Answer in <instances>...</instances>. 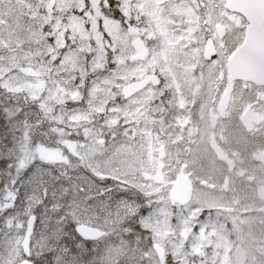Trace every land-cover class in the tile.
Returning a JSON list of instances; mask_svg holds the SVG:
<instances>
[{"label":"snow or ice","instance_id":"snow-or-ice-1","mask_svg":"<svg viewBox=\"0 0 264 264\" xmlns=\"http://www.w3.org/2000/svg\"><path fill=\"white\" fill-rule=\"evenodd\" d=\"M0 264H264V0H0Z\"/></svg>","mask_w":264,"mask_h":264}]
</instances>
